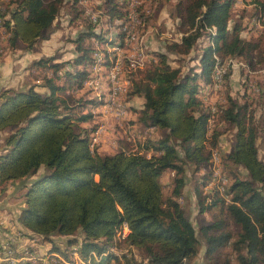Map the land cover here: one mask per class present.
Segmentation results:
<instances>
[{
  "label": "trees",
  "instance_id": "obj_1",
  "mask_svg": "<svg viewBox=\"0 0 264 264\" xmlns=\"http://www.w3.org/2000/svg\"><path fill=\"white\" fill-rule=\"evenodd\" d=\"M65 1L10 0L12 8L0 10V27L8 45L31 50L48 39ZM81 1H70L71 21L80 27L73 40L76 57L55 62L51 56L34 62L52 72L43 76L45 91L35 85L0 91V134H6L0 148V186L4 189L9 182L38 175L25 185V206L17 222L45 239L81 231L82 243L70 242L71 248L79 244L80 264L119 260L110 249L120 245L142 253L148 264H188L202 246L216 264H264V161L257 145L259 129L254 112L232 96L220 114L236 129L224 165L241 166L248 176L234 177L228 201L220 190L201 189L212 180L213 153L208 142L217 147L219 132L210 137L209 121L215 111L199 94L216 85L218 67L224 68L222 81H227L228 58L245 60L248 71L264 64L262 34L259 38L241 36V30H253L257 20L250 29L240 21L231 29L237 0H179L173 15L180 21V41L167 44L166 52H155L156 62L135 70L139 73L134 77V73L128 75L130 65L124 64L131 81L127 101L134 96L144 98L142 108L130 106V110L138 114L141 126H155L161 135L139 140L137 151L123 146L127 145L124 136L117 150L101 153L91 148V137L102 123L95 120L94 110L104 101L85 90L84 82L98 55L104 53L103 63L108 66V46L123 44L122 31L112 38L108 33L117 21L119 28L128 23V0H98L100 16L95 22L85 15ZM258 1L255 10L262 19L264 2ZM102 16L107 28L100 26ZM205 34L208 43L201 48L196 68L183 74L180 66L171 65L170 54L189 55ZM97 43L101 48L97 49ZM190 165L196 173L204 166L211 168L204 186L194 189L199 212L212 215L200 227L203 241L178 200L188 183ZM167 171L173 175L169 196L161 183ZM125 223L128 232L124 235ZM227 247L235 260L224 256ZM22 259L0 264H33Z\"/></svg>",
  "mask_w": 264,
  "mask_h": 264
},
{
  "label": "rangeland",
  "instance_id": "obj_2",
  "mask_svg": "<svg viewBox=\"0 0 264 264\" xmlns=\"http://www.w3.org/2000/svg\"><path fill=\"white\" fill-rule=\"evenodd\" d=\"M71 0H66L62 6V10L56 19L51 32L50 37L51 40L45 41V39L40 40L37 44L39 47L37 48L38 57L46 58L55 56V62H64L68 60H72L76 57V49L73 40L77 37L79 32V28L71 21L72 14L70 12L71 9ZM179 0H128V10H129V20L127 25L133 23L134 18H137L138 22L133 23V27L136 30L137 39L131 40V46L143 47V56H154L156 58L155 52H166L167 44L173 41H180L181 33L178 30L179 19L173 15L177 14L176 4ZM186 1V0H185ZM264 2V0L258 1ZM256 0H241L239 4H236L232 11L231 20L229 26L231 29L234 24L240 23L243 27L252 28V25L255 23L256 26L252 30H241V36L245 38L255 37L259 38L262 34V41L264 43V17L259 18L257 12L255 10ZM82 6L86 9L85 15L87 14L89 18L93 20L92 15L97 16L98 21L100 16L99 4L98 0H82ZM10 4V0H2L0 3V10L6 11L8 8L13 5ZM136 10V17L131 19L130 10ZM263 10V8H262ZM264 11V10H263ZM86 15V16H87ZM259 18V20H258ZM97 21V22H98ZM142 23V24H141ZM118 24H121L118 21L114 26L111 27V32L108 33L110 38L114 35H118L121 31H123L122 27L119 28ZM254 24V25H255ZM126 25V24H125ZM100 26L103 28L108 27V23L105 20V17L102 16L100 20ZM3 28L0 27V56L5 57L9 55L11 59L16 57L24 56L26 58L24 64L18 63L17 69L21 71H25L28 67L32 65L33 57L29 58L24 53L25 50L22 48H11L6 42V37L2 32ZM140 30V31H139ZM124 37V36H122ZM143 37V38H140ZM124 39V38H123ZM144 41L146 42L144 44ZM43 42V43H42ZM119 43V42H118ZM208 43V36H203L195 49L189 55H174L170 54V63L173 67H181L183 74L190 73L191 68H196L199 65V55L201 54V48L206 46ZM120 47L123 45L118 44ZM120 47L116 46H108V50L110 51V58L113 56V53L119 52L121 54ZM99 44L97 43V49H99ZM127 50V49H126ZM122 53V59L126 60V56L129 55V60H133V52ZM102 52V51H101ZM103 53V52H102ZM47 54V55H46ZM112 54V55H111ZM95 56V55H94ZM104 57V53H103ZM110 60V59H109ZM5 60L3 59V62ZM102 61L104 62L105 60ZM245 60L240 61L236 58H228L225 61V65L227 66V70H230V75L227 81H221L219 84L214 85L211 89H204L199 94L207 106H210L214 112L211 113V119L209 121V134L210 137L214 131L219 132L218 137V146L212 147L210 142H208L209 150H212V180L207 183V186H204V178L209 172V167L204 166L201 169L200 173H196L194 170L195 167L193 165L188 166V183L184 188L183 194L178 198L180 204L184 208L186 215L191 220V222L196 227L198 231V235L203 241L200 235V227L202 224L210 221L212 219L211 213H201L199 212V205L197 203V198L195 196V185L204 186L201 187L205 191L210 192L214 188L215 190H220L221 196L226 198L228 201L231 196L228 194V186L234 180V177H247V171L241 167L233 164L226 163L224 165V155L231 151L234 144L236 129L234 126L225 122L221 117V107L227 105L229 96H232L234 99H237L239 102L243 104H247L249 106V112H254V124L259 129V137L257 139V145L259 149V157L264 161V64H255V67L248 71V67ZM32 62V63H31ZM153 63L156 62L154 59ZM131 67V64H128ZM149 64L145 65L146 68ZM41 68L35 69L34 72L30 75V80L27 82L28 84L35 85L39 90L42 88V84H44L43 76L48 75L51 76V70H47L40 66ZM126 65L122 66V70L120 72L119 77L123 78L126 74ZM220 67L217 68L216 74ZM131 70V69H129ZM48 73V74H47ZM107 66H103L97 71L99 77L104 80V83L99 84L95 82L92 87L90 86L91 93L100 94L104 91L105 87H108V100L111 98V90H113V86L107 81ZM134 73V74H131ZM139 71L129 72L128 75L136 76ZM94 76V68L92 67L91 74L89 77ZM103 75V76H102ZM88 77V78H89ZM38 78H41V81L37 83ZM87 78V79H88ZM23 80V79H22ZM86 82V81H85ZM84 82V87H85ZM24 84V83H23ZM104 84V85H103ZM101 87V90H96V88ZM257 88L259 91L253 89ZM17 89V88H15ZM21 89V88H18ZM72 96H81L78 94L70 93ZM120 91L116 96L117 105L114 106L113 110L107 108V119H103L102 123L99 126H106L107 133L103 136L102 140L95 146V148L101 153H106L110 151H115L122 146L119 142L120 139H112L111 142H108L106 135L108 133L127 135V145H123L126 149L130 151H137V142L140 140H145L147 138H155L161 135V131L157 130L155 126L151 127H143L142 129L136 130L134 126L128 124L126 127V131L122 129L121 126H124V121L128 116V111L125 107L126 105L122 102L123 97L119 96ZM103 105V104H102ZM205 105V106H206ZM128 106V104H127ZM100 106L98 108H101ZM96 108L95 110H97ZM125 109L127 114L119 115L118 117H122V120L116 119L113 116L116 115V110ZM105 114V113H104ZM221 114V115H220ZM109 119V120H108ZM95 120L98 117H95ZM111 120V121H110ZM89 123H85L88 125ZM120 126V127H119ZM153 129V130H152ZM98 132V128L93 133L91 140L95 141L96 133ZM163 134V132H162ZM5 133L0 134V148L3 147V138L5 137ZM126 137V136H125ZM119 138V137H118ZM211 141V140H210ZM226 162V161H225ZM44 169L40 171L42 173ZM38 175L34 177L21 180V181H12L9 182L6 187L3 189L0 186V261L9 262L13 261L16 257L22 256L23 261H30L33 264H66V262L72 264H80L81 257H75L74 250L77 249V245L82 243L84 240V235L81 231H77L74 235L71 236H62V235H54L49 239H45L42 236L36 235L31 232L29 229L23 227L19 223L14 222V216L19 214V210L23 208L25 203V185H28L31 180H34ZM172 172L167 171L161 177V183L163 186V191L166 196H169L172 192ZM13 217L11 218L10 216ZM3 221L6 222L3 224ZM72 240H76L79 244L73 246L71 248L70 242ZM57 248L60 251H57ZM121 257L119 260H112L110 264H148L146 257L135 250H128L123 245L118 246ZM71 252V253H70ZM52 253V254H51ZM224 256L230 255L231 257L235 256L232 253L231 247H227L223 249ZM9 259H6L7 257ZM224 256H219V258H223ZM235 260V258L233 257ZM89 262V261H88ZM188 264H216L212 259L208 258L205 254L204 246L201 247L199 254Z\"/></svg>",
  "mask_w": 264,
  "mask_h": 264
},
{
  "label": "crops",
  "instance_id": "obj_3",
  "mask_svg": "<svg viewBox=\"0 0 264 264\" xmlns=\"http://www.w3.org/2000/svg\"><path fill=\"white\" fill-rule=\"evenodd\" d=\"M240 2H241V0H237V3L236 4H239ZM251 32H253V30ZM51 36H52V34H51ZM50 37L48 39H45V41L51 40ZM119 44H120V42H119ZM111 46H113V45H111ZM38 47H39V45H37L36 47H34L31 50L25 49L22 46L15 48V49H17V48L24 49L25 50L24 53L27 55L28 59L31 58V57H33V58H31L32 59V62H33V63L31 62L32 65L30 67H28L25 71H21V70H18L17 69L18 68L17 67L18 63L24 64V62L26 60V58L24 56L19 57V58L16 57V58L11 59L9 55H6L5 57H3V59L5 60L4 62H3L2 57L0 56V91L3 88H14V89L15 88H17V89L18 88H21V89H24V88H27V87L30 86V84L27 83V82H29V80L31 78L30 75L32 74V72L35 71V69L41 68L40 66L39 67L34 66V62L35 61H38L39 58H40V57H38V53L36 52ZM108 53H110L109 50H108ZM129 57H130L129 55L126 56V58H125L126 61H130L129 60ZM56 60H60L59 57ZM141 69L143 70L145 68H141ZM123 78H126V79L122 83V91H120L119 96L120 97L121 96L123 97L122 102L126 105L125 108L127 110H129L128 111L129 113H128L127 118L125 120H123L124 121L123 122L124 123V126H121V127H122V129H124L123 127H126L128 124H130L131 126H134L135 132H136V130L138 131L139 129H142L143 126H141L140 123L138 122V114L136 112H133L132 110H130L129 107L130 106H133V107H135L137 109L142 108L143 107V104H144V98L139 97V96H134L133 98H131L130 101H127V94L129 92V89H130L131 81H130V79L126 75L123 76ZM35 81H37V83H39L41 81V78H38ZM37 90H39V89L37 88ZM45 90H46L45 87L40 88V91H45ZM108 90H109V88L108 87H105L104 88V91L100 94V96H98L99 95L98 93L96 94V93L92 92L93 95H96L98 99L104 101L103 102V105H102L103 107L98 108L97 110H94V112L97 113V116L96 117H98V119H101L100 121H102L103 119H107V116H108L107 114H109L107 112V108L109 109V107L107 106L108 105L107 102L109 101V100L107 101V99H108ZM127 104H128V106H127ZM116 105H117V101H116ZM124 114H127V111L126 110H125ZM126 128L124 129L125 131H126ZM114 133L115 132L108 133L106 135V138L108 139V142H111L112 139H116V138L117 139H119V138L122 139L124 136L127 137L126 134H121L120 136H117L118 134H114ZM24 206H25V203H24L23 207ZM19 211H21V210H19ZM17 216H18V214H16V216H14V222L15 223H18L17 222ZM10 217L12 218L13 215L10 216ZM4 223H6V222L3 221V224Z\"/></svg>",
  "mask_w": 264,
  "mask_h": 264
},
{
  "label": "built area",
  "instance_id": "obj_4",
  "mask_svg": "<svg viewBox=\"0 0 264 264\" xmlns=\"http://www.w3.org/2000/svg\"><path fill=\"white\" fill-rule=\"evenodd\" d=\"M130 14H131V17H136V10L135 9L130 10ZM93 20H97V17L93 16ZM130 29L131 28H127V38L123 39V47H120L121 56H118V58L116 60L114 75L112 76L114 83H115V92L122 91V83H123V80L125 79V78L118 77V70L121 66H123L124 64H131V71H134V70H138V69L143 68L147 64H150L154 59V58H152V56H143V47L131 46ZM141 38H143V37H141ZM145 43L146 42L144 41V44ZM130 50H132L131 52H133V60L132 61H122V53L130 52ZM223 72H224V68L220 67L219 72L215 76L216 85L222 81ZM93 82H94L93 80H90L88 78L85 82L84 89L85 90L90 89V84ZM253 89L259 91L257 88H253ZM107 106H114L113 102H111V104H108ZM113 117L116 119L122 120V117H118V111L117 110H116V115ZM107 131L108 130L104 126V124H103V126L98 127V132H97L96 137H95L94 147H91L92 149H95V146L102 140V137L107 133ZM125 230H127V229L125 228ZM110 252L120 253V252H118V248H111ZM6 257H7L6 259L10 258L8 256H6ZM76 257L79 258V255L77 254Z\"/></svg>",
  "mask_w": 264,
  "mask_h": 264
},
{
  "label": "bare ground",
  "instance_id": "obj_5",
  "mask_svg": "<svg viewBox=\"0 0 264 264\" xmlns=\"http://www.w3.org/2000/svg\"><path fill=\"white\" fill-rule=\"evenodd\" d=\"M94 15H92V17H93ZM97 17V16H96ZM99 17V16H98ZM98 19V18H97ZM131 19H133V17L131 18ZM94 21H96V20H94ZM130 21V20H129ZM136 22H138V20H137V18H134V20H133V23H136ZM132 23V24H133ZM132 24H130V25H124V27L122 28L123 29V33H124V35H125V39L127 38V28H131L130 29V39H133V40H136L137 39V35H136V30L134 29V27H133V25ZM142 24V23H141ZM140 31V30H139ZM141 38V37H140ZM117 47H119V46H116V51L118 50V48ZM119 51V50H118ZM126 53V52H125ZM112 55V54H111ZM118 56H121V54L119 53V52H117V53H115V51H114V53H113V56L110 58V54H109V61H110V63H109V65L107 66V75L108 76H105V77H107V81L110 83V85H112L114 88H113V90H111V98H110V100L107 102V104H111V102H113V105L115 106L116 105V96H117V94H118V92L119 91H117V92H115V83H114V80H113V78H112V76L114 75V70H115V66H116V60H117V58H118ZM102 58H103V60H104V57L103 56H101V55H98L97 57H96V59H97V61H96V63L94 64V66H93V68H94V73H95V75L93 76H91V77H89V79L90 80H93L94 82L93 83H91L90 84V86L92 87V85L95 83V82H97L98 83V85L99 84H102V83H104V80H102V78L101 77H99L98 76V74L96 75V73H97V71H99L101 68H102V66H103V61H102ZM153 58V57H152ZM155 59V58H154ZM122 61H124L123 59H122ZM105 66V65H104ZM144 68V67H143ZM121 70H122V66L119 68V70H118V77H119V75H120V72H121ZM220 70V69H219ZM219 70H218V72H219ZM135 71V70H134ZM132 72V71H131ZM103 76V75H102ZM126 79V78H125ZM124 79V80H125ZM123 80V81H124ZM102 82V83H101ZM104 85V84H103ZM89 90V89H88ZM96 90H101V87L99 86L98 88H96ZM115 92V93H114ZM114 106H108L109 107V109L110 110H113V108H114ZM124 112H125V110L124 109H119L118 110V116L119 115H121V113L122 114H124ZM106 127V126H105ZM107 128V127H106ZM153 130V129H152ZM94 143H95V141H92V144H91V146L92 147H94ZM125 228L127 229V230H125ZM123 229H124V235L125 234H127V232H128V225L125 223V224H123ZM111 248H118L117 246H112ZM74 249H76V247L74 248ZM111 250V249H110ZM118 252H119V248H118ZM123 252V251H122ZM121 252V253H122ZM121 253H114L113 252V254H116L117 256H119V257H121ZM74 254H75V257L77 256V254H78V251H77V249L76 250H74Z\"/></svg>",
  "mask_w": 264,
  "mask_h": 264
}]
</instances>
